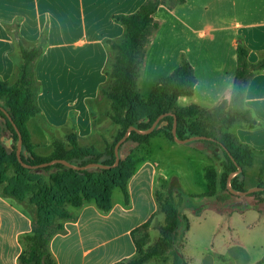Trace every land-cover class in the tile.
I'll return each instance as SVG.
<instances>
[{
  "label": "crops",
  "instance_id": "crops-1",
  "mask_svg": "<svg viewBox=\"0 0 264 264\" xmlns=\"http://www.w3.org/2000/svg\"><path fill=\"white\" fill-rule=\"evenodd\" d=\"M146 1L0 0V80L14 84L18 79L23 64L19 41L30 48L43 36L47 38L46 48L35 64L37 101L42 113L28 122L37 155L51 156L54 142H67L71 134L77 135L80 146L105 150L107 142L102 133L113 127L105 116L109 102L101 97L109 61L106 40L120 41L125 36V28L115 21V15L133 14ZM154 20L159 27L146 48L141 68L148 67L149 62L155 65L159 59L166 63L161 74V69H153L157 79L145 99L185 57L197 85L192 96L178 99L177 107L196 105L212 110L232 99L239 44L248 49L251 64L264 59V0H185L174 7L162 5ZM165 34L167 39L180 41L173 50L159 42ZM141 71L140 90L144 82ZM181 99H185L183 105ZM244 107L251 111L256 125L238 123L229 132L253 151L255 161L251 167L260 161L256 183L249 185V174L245 177V187L251 190L264 187V68L249 81ZM96 108L104 115L100 130L96 128ZM32 119H38V131L31 129ZM199 119L190 118L189 123ZM156 140L161 141V149L169 150L189 143L159 134L150 144L137 145L145 154L133 158L137 169L128 184L129 202L125 197H113L109 212H103L95 203L81 208L69 206L73 219L63 221L61 231L52 228L49 248L57 264L127 263L137 257L136 235L141 226L148 222L153 227L164 225L165 213L160 209L157 192L168 176L162 163L150 157ZM44 147L50 153H43ZM145 190L149 198H145ZM208 191L209 184L202 194L204 205L196 212L206 219L210 217L216 225L202 230L197 243L184 232L178 264H264V204L259 205L256 196L246 195L245 200L231 201L247 203V209L220 208L216 202L228 200L229 194L218 187L216 195L208 197ZM177 196L178 190L173 195L176 206ZM23 203L4 197L0 187V264H18L26 248L23 237L33 232L34 214L26 211ZM142 203L149 206V211L138 220ZM177 208L191 226L188 214Z\"/></svg>",
  "mask_w": 264,
  "mask_h": 264
},
{
  "label": "trees",
  "instance_id": "trees-1",
  "mask_svg": "<svg viewBox=\"0 0 264 264\" xmlns=\"http://www.w3.org/2000/svg\"><path fill=\"white\" fill-rule=\"evenodd\" d=\"M184 2L185 0H173V3L169 4L166 0H147L133 14L114 16L115 21L125 28V36L120 41L106 40L109 61L106 68L107 80L101 88V97L109 102L110 120L121 126L122 131L117 134L115 142L110 147L107 145L105 151L95 147L80 146L77 135L71 134L67 142L62 140L54 142V152L49 157L39 156L34 152L28 122L32 117L42 113L37 101L35 64L46 48L47 38L43 36L37 45L30 48L19 41L23 64L18 79L14 84L0 80V106L11 117L10 119L0 108V122L10 133L9 138L0 136L2 195L22 203L31 193L32 196L28 201L36 207L33 232L23 237L26 248L20 255L18 264H57L49 248L54 234L52 228L56 227V231H61L64 228L62 222L73 219V215L68 210L69 206L81 208L86 204L95 203L103 212H109L113 208V193L116 189H121L126 202L130 201L128 184L137 166L131 156L120 157L119 164L115 166L116 144L125 136L129 128L148 130L164 114L170 113L159 122L151 134L143 135L132 131L126 142L148 145L151 139L159 134H164L172 141L176 138L184 140L194 136H205L208 139L203 141L216 146L227 159L226 172L220 182L216 170L209 169L206 172L209 184L206 195L214 197L218 185L228 190V177L239 168L242 172L233 178L232 186L237 191H247L244 181L248 169L255 161L254 153L229 130L238 123L244 122L250 127H254L257 123L251 111L244 107V98L249 81L256 71L264 68V59L258 64H251L248 60V49L239 44L238 71L232 99L230 103L224 101L212 110H205L196 105L186 108L177 107L178 99L181 96H192L197 85L194 70L185 57H182L179 67L154 88L148 99H145L139 91L141 63L152 35L159 27L154 20L156 12L162 5L169 4L170 7H174ZM174 116L178 121L177 137L173 135ZM193 117L200 119L189 123V119ZM205 121H210V124ZM164 123H167L166 127L162 126ZM221 125L222 127L218 129ZM18 131L23 138L21 159L28 165L37 166L53 160H66L75 166L99 163L109 168L76 170L60 163L36 170L25 168L17 156ZM187 133L189 135H186ZM11 167L15 170L12 177L8 176ZM263 194L264 191H260L248 196L257 198ZM263 204L264 200L259 205ZM231 207L245 210L249 205L238 202ZM161 210L165 213V223L159 228L162 235L159 241L146 252L138 249L139 255L130 262L118 264H143L153 257L163 255L169 248L175 246L181 223L186 218L172 199L163 202ZM148 226L149 222L140 229ZM180 258L181 256L176 253L174 264H178Z\"/></svg>",
  "mask_w": 264,
  "mask_h": 264
},
{
  "label": "rangeland",
  "instance_id": "rangeland-1",
  "mask_svg": "<svg viewBox=\"0 0 264 264\" xmlns=\"http://www.w3.org/2000/svg\"><path fill=\"white\" fill-rule=\"evenodd\" d=\"M166 2L172 4L173 0H166ZM167 31L168 30H166V32ZM159 42H163V44L168 49L173 50L176 45L177 46L179 45L180 41L177 38H173V37L167 39L165 34L159 40ZM159 60L160 61L154 62L155 65L149 62L148 67L146 66L145 69L141 68L142 70L141 74L144 75V82L142 83V88L141 90L139 89V91L144 98H147L148 95H150L148 93L157 79L156 78L157 76L153 73L154 71L153 69L156 67L158 69H161L159 74H161L164 69L163 67L165 66L166 62L162 61L161 59ZM183 100L185 99H181L180 105H183L184 102ZM108 112H109V108H106L105 116L107 118H109ZM95 115H96V128L100 130L102 127L104 115L97 108ZM32 120L33 121L31 122L30 125L31 129L38 131L39 129V122L37 121L38 119H32ZM110 122L113 127L111 128L107 127L106 132L102 133V135H104L103 138L106 140L107 145L109 147L111 146V144L115 142L117 138V134H119V132L122 131L121 126L114 124L111 120ZM206 123L210 124V121H207ZM162 126L166 127L167 123L162 124ZM221 127L222 125L218 126V129ZM186 135H189V133H187ZM0 136L4 138L10 137V133L6 131L4 124H2L1 122H0ZM153 144L154 145L152 147V152L150 157L162 163L161 168H163L164 173L168 176V181H164L163 184H160L157 192V198L160 205V209H161V204L165 202L167 199L173 200V195L178 190V196L176 197L177 206L181 209L182 212L188 214V217L190 218L191 221V226H189V221L184 220L181 223L175 246L169 248L168 251L163 255L153 257L152 259H150L149 261L143 264H174L175 254L178 253L180 255L178 249H180L179 244L183 242L184 232L186 233V235L189 236L191 242L197 243L202 230H204L205 228H209L212 225H216V222H213L214 220H211L210 217H207L206 219L203 216V214L197 215L196 211H200L202 206L204 205V202H202V200L204 201L202 194L204 193L203 191H206L208 185L206 174L204 172L205 169L206 172L209 169L216 170L220 182L222 175L226 172L227 159L225 158L224 153L221 150L217 149L216 146H212L211 144L204 142L202 140L190 141L186 145L178 147L179 149L177 150H169L166 147H163V149H161L162 144L160 140L154 141ZM45 148L46 147L42 149L43 153H50L49 149H45ZM138 150H139V154L137 153ZM144 154L145 151L143 150L140 151V149H138L137 147V144L133 143L132 141L123 143V146L121 147L119 152L120 157L123 158L128 156L135 158L138 155L144 156ZM134 160L136 162V159ZM260 167H261L260 161H257L256 165L249 169L248 172L249 175L247 177L249 185H254L256 183L257 180L256 178ZM14 174H15V170L13 167H11V169L8 172V176L12 177L14 176ZM219 186L220 185H218V187ZM221 189L226 194H229L230 198L228 200L217 201L216 205L220 208L232 209L231 205L233 203H238V202H233L234 200L235 201L245 200L244 199L245 196L244 197L233 196L230 193H228V190H224L223 188ZM28 196L29 197H27V199L23 203V207L26 211L35 214L36 207L31 203H29L28 201L30 196H32V194L29 193ZM144 196L145 198L147 197L149 198V193L146 190L144 192ZM113 197L115 200L124 199V194L121 191V189H116L114 191ZM257 198L259 200V204L260 202L262 203V201L264 200V194ZM148 211H149V206L146 203H142V207L139 208L138 220H140V218L144 216ZM159 228L160 226L153 227L149 223L148 227L139 230V232L136 235V241L139 250L146 252L150 248L155 246V244L162 237ZM203 244L204 243H201V245ZM253 245H255V243H253ZM259 248L260 247H257V249ZM138 255L139 254H137V256Z\"/></svg>",
  "mask_w": 264,
  "mask_h": 264
},
{
  "label": "water",
  "instance_id": "water-1",
  "mask_svg": "<svg viewBox=\"0 0 264 264\" xmlns=\"http://www.w3.org/2000/svg\"><path fill=\"white\" fill-rule=\"evenodd\" d=\"M0 108L2 110H4V112L9 116L8 112L4 108H2L1 106H0ZM169 114L161 115L148 130H139V129L135 128V127L129 128V130L127 131L125 136L116 144L115 154H116L117 159H116L115 166H117L119 164V161H120V155H119L120 147H121V145L123 143H125L127 141L128 137L130 136V133L132 131H137L139 134H143V135H149L157 128L159 122L165 116H168ZM174 117H175V120H174V127H173V135L175 137H177L178 121H177V117L176 116H174ZM9 118L11 119L10 116H9ZM18 134H19V142H18V145H17V156H18L19 161L21 162V164L25 168L36 170V169L44 168V167H47V166H50V165L58 164V163L63 164L65 166H67L68 168H73V169H76V170H86V169H89V168H109L108 166L102 165V164H99V163H92V164H89L87 166H75V165L71 164L70 162H68L66 160H53L51 162H48V163H45V164H42V165H37V166L28 165V164L24 163L22 161V159H21L22 148H23V138H22V135H21V133L19 131H18ZM207 139L208 138L205 137V136H194V137H190V138H187V139H184V140H180V139L176 138V141L180 142V143H186V142H190V141H193V140H207ZM241 172H242V169L239 168L236 172L231 173L229 175V177H228L227 188H228V190H229V192L231 194H233L235 196H238V197H242V196L250 195V194L255 193V192L264 191V187H257V188L251 189V190H247L245 192H241V191L235 190L233 188V186H232V180H233V178L235 176L239 175Z\"/></svg>",
  "mask_w": 264,
  "mask_h": 264
}]
</instances>
